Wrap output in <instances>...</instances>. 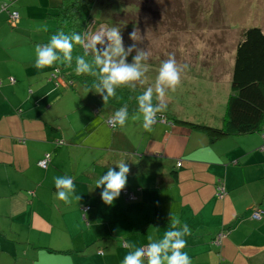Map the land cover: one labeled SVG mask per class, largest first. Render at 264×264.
<instances>
[{"label":"crops","instance_id":"obj_1","mask_svg":"<svg viewBox=\"0 0 264 264\" xmlns=\"http://www.w3.org/2000/svg\"><path fill=\"white\" fill-rule=\"evenodd\" d=\"M23 1L0 0V264H123L125 255L183 224L191 233L182 251L192 264H227L236 233L227 225L229 210L235 216L237 189L247 179L242 166H234L251 151L243 143L229 148L227 137L211 142L166 117L146 131L137 105L123 126L109 129L105 120L114 111L95 96L80 97L84 113L82 105L59 111L58 97L70 87L54 84L53 66H35L36 48L46 39L28 32ZM10 10L18 11V30ZM45 154L50 162L43 169L37 162ZM120 163L129 167L126 185L108 205L95 182ZM256 173L258 182L263 172ZM57 177L71 178L79 199L59 200ZM219 181L223 200L216 197ZM259 200L247 205L248 219L255 207L264 212ZM175 218L181 224L173 228ZM247 222L258 234L264 228V218ZM260 238L257 249L244 251L246 258L262 255Z\"/></svg>","mask_w":264,"mask_h":264},{"label":"rangeland","instance_id":"obj_2","mask_svg":"<svg viewBox=\"0 0 264 264\" xmlns=\"http://www.w3.org/2000/svg\"><path fill=\"white\" fill-rule=\"evenodd\" d=\"M56 1H23L30 34L35 35L34 30L45 39H51L55 25L52 14L56 9L54 8ZM97 1L98 5L96 3L92 7L95 8L91 12L93 19H89L87 22H90L92 26V31H87L90 29V25L86 29L89 41L91 42L92 37L101 28L106 30L116 28L121 35L122 46L127 52V55L123 57L125 63H133L134 58L140 53L147 54V58L141 63L142 66L143 64L149 65V71L141 77L140 82L143 86L140 87V90L134 91L131 102L138 106L136 97L148 87H152L153 107L166 105V110L159 114L162 118L158 120H164L161 113H167L168 116H171L172 123V117H177L222 127L226 117L227 102L232 92L230 83L236 44L243 28L258 26L264 32V0H140L143 5H140L139 9L141 10L136 14L138 25L125 29L119 23L110 25L104 20L95 24V21L92 20H100L101 5L110 13L108 15L112 21L115 20L112 8L115 9L117 6V0H108L105 3L103 1L106 0ZM133 1L139 4L136 0ZM14 6L20 11L18 3ZM17 24L18 22H16V26ZM44 25L47 26V31L41 30V26ZM19 28L18 24L17 28H13V30ZM102 40L103 43H97L95 46H98L100 50L111 52L112 41L108 39L107 35H103ZM48 43L45 42V44ZM114 57L121 60L119 55ZM169 57H174L176 60L181 73V82L175 90L165 86L164 96L160 97L155 91L156 78L161 64ZM185 64L188 66L187 68L184 67ZM52 79L54 84H57L55 83L58 81L55 72L52 74ZM74 86L76 89L63 90L64 93L58 97L59 101L55 105H58L59 111L62 108L64 111L70 109L72 105L83 106L80 97H84L85 101L88 97L95 96L90 90L80 87L79 83H74ZM61 87L66 86L62 84ZM77 91L84 94H78ZM101 105L105 106L103 103ZM84 112H86V108ZM97 120L101 121L99 118ZM227 138L229 148L243 143L244 147L251 151L250 155L245 156L238 166H234H242L241 172L246 173L247 179L246 183L242 179L240 180L233 202V206L236 204L235 209L238 214L232 215L235 213L232 206L229 210L232 219L227 225L228 228L235 227L236 233L230 238V241L233 238L231 243L235 249H228L225 252L228 257L227 264H264V252L259 258L256 256L257 259L246 258L243 255L249 247L257 249V235L261 237L260 241L264 240V228L259 230L258 234L254 225L249 226L247 218L250 210L246 208L254 198L260 197L259 201L264 198V148H260L264 145V127L259 132L248 135H229ZM259 139L260 142H258ZM253 140L255 142H252ZM234 160L228 159L229 162ZM256 172H263L261 178L258 179L260 186L257 182L259 174ZM210 224L216 225L215 222H210ZM217 248L219 250V245Z\"/></svg>","mask_w":264,"mask_h":264},{"label":"trees","instance_id":"obj_3","mask_svg":"<svg viewBox=\"0 0 264 264\" xmlns=\"http://www.w3.org/2000/svg\"><path fill=\"white\" fill-rule=\"evenodd\" d=\"M107 1L108 0L103 2L105 3ZM136 1L139 4L135 3L133 0H117V6H115V9L112 8V12L115 14V22L112 21V18L108 15L110 13L105 10L104 6L101 5L102 13L100 20L92 21H95V24L101 22V20H104L110 25H116L119 23L124 27V29L137 26L138 21H136V14L140 12L141 9H139V7L141 8L140 5H143V2L141 3L140 0ZM97 2V0H57L55 2L54 8L56 9L52 14L55 25L52 30V35L58 32H63L65 35L77 33L81 36L82 42L80 44L73 43V60L71 66H68L63 53L54 49V52L57 55V60L54 61L52 67L53 72H55V77L58 79V86L64 84V86H69L71 90H74V83H79L80 87L90 90L95 97L100 99V104L103 103L107 108L114 111V113L125 105H127L128 112H130L135 107V105L131 102V98L134 96V91L140 90V87L143 86L140 80L115 87L116 95L109 97L107 102L102 99L104 95H107L106 90L102 87V79L106 74L100 71L102 66L95 64V56L97 54H102L105 50H100L98 46H95L96 51H94L91 47H87V45L91 42L88 41L86 35L87 31H92L90 22H87L89 19H93L91 17V12H93L95 8L92 7ZM96 5H98V3ZM12 13H16L17 17L13 18ZM10 17L11 20L16 23L18 19V11L10 10ZM89 25L90 29L86 31ZM49 41L50 39H46L43 43ZM79 56H84L91 64L92 72L77 75L75 72V62L76 58ZM112 60L116 63L120 62V59L118 60V58H115L114 56L112 57ZM230 84L232 92L227 102L226 117L222 127H214L211 125L185 120L183 118L179 119L177 117H172L173 123L185 127L190 131L201 132L205 134L211 142L221 140L229 135L250 134L253 132H259L263 129L264 32L260 27L251 26L241 30V35L236 44ZM98 87L100 88V92H96L95 90ZM159 114L160 112L155 114L154 122H157L159 118H162ZM161 114L167 119H170L171 117L168 116L167 113ZM111 117H114V114L109 115L106 118L105 123L109 129L114 130L118 127V124L110 126L108 120ZM61 141L62 143L64 142L63 140ZM225 193H227L226 188ZM223 198L218 199L223 200ZM252 211H258L259 217L257 218L252 216ZM250 214V218H247V220L256 222L264 218V212L258 210L257 207L251 210ZM214 239L218 240V238Z\"/></svg>","mask_w":264,"mask_h":264},{"label":"clouds","instance_id":"obj_4","mask_svg":"<svg viewBox=\"0 0 264 264\" xmlns=\"http://www.w3.org/2000/svg\"><path fill=\"white\" fill-rule=\"evenodd\" d=\"M41 30L47 31V26H41ZM103 35H107L108 39L112 41V50L111 52L105 50L102 54H97L95 56V64L102 66L100 71L106 74L102 79V87L106 90L107 95H104L102 99L107 102L109 97L116 95L115 87L140 80L141 77L149 71V65L143 64L142 66L141 63L147 58L146 53L138 54L131 64L124 62L123 57L127 55V52H125L122 46V38L119 30L116 28L110 30L104 28L99 29L98 33L92 37L91 43L87 45V47H91L96 51L95 45L97 43H103ZM81 42V36L77 33L65 35L63 32H58L52 35L48 44L37 46L35 66L37 68L53 66L54 61L57 60L54 49L62 52L68 66H71L73 60V43L80 44ZM115 55L121 56L119 63L113 62L112 57ZM75 63V72L77 75L92 72V66L84 56L77 57ZM184 67L187 68L188 66L185 64ZM180 82L181 73L177 67L176 60L174 57H169L159 68L155 91L160 97H163L165 86L171 90H175ZM95 90L96 92H100L99 87ZM152 97V87H148L142 94L136 97L138 109L143 114V128L146 131L152 130L155 114L166 110V105L153 107ZM128 117L129 112L127 105L122 106L114 113V126L115 124L123 126L128 120ZM117 167L119 169L118 171L109 168L107 174L101 176L95 182L96 187L103 185L101 199L108 205L113 204L114 199L119 197L122 188L126 185V174L129 172V167L124 163L118 164ZM54 183L57 189V198L59 200L69 204L72 202L73 198L79 199V197L73 196L75 185L71 178L57 177ZM176 224H181L179 218L172 220L173 228ZM190 233L191 230L187 224L182 225L181 231H166L159 243L153 242L148 245L147 252L138 248L134 253L125 255L123 264H143L141 257L144 256H147L148 264H165V262L166 264H192L191 258L187 252L182 251L187 243L184 237L190 235ZM128 246L131 245L129 244Z\"/></svg>","mask_w":264,"mask_h":264},{"label":"built area","instance_id":"obj_5","mask_svg":"<svg viewBox=\"0 0 264 264\" xmlns=\"http://www.w3.org/2000/svg\"><path fill=\"white\" fill-rule=\"evenodd\" d=\"M12 17L13 18H16L17 17V14L16 13H12ZM13 80V79H11ZM109 125L110 126H114V118L111 117L109 120ZM62 141H58V144H61ZM49 162H50V155L49 154H45L44 157L40 160H38L37 164L39 167L43 168V169H46L49 165ZM125 193V192H124ZM225 186L223 184V182L219 181L218 182V185L216 187V197L219 198V199H222L225 195ZM259 212L258 211H255L253 212V215L254 217H259ZM147 249H148V246H144L142 247V250H144L145 252H147ZM102 253V252H101ZM145 259H148L147 256H144Z\"/></svg>","mask_w":264,"mask_h":264}]
</instances>
